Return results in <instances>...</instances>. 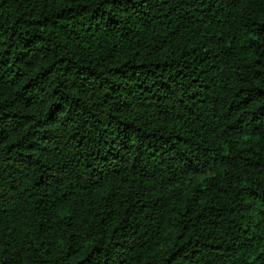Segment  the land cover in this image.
<instances>
[{
    "label": "trees",
    "instance_id": "1",
    "mask_svg": "<svg viewBox=\"0 0 264 264\" xmlns=\"http://www.w3.org/2000/svg\"><path fill=\"white\" fill-rule=\"evenodd\" d=\"M0 264H264V0H0Z\"/></svg>",
    "mask_w": 264,
    "mask_h": 264
}]
</instances>
